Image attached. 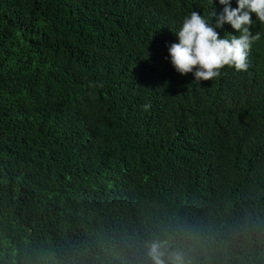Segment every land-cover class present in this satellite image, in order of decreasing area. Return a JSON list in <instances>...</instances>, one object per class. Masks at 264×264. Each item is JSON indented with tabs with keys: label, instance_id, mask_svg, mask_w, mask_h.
I'll return each mask as SVG.
<instances>
[{
	"label": "trees",
	"instance_id": "obj_1",
	"mask_svg": "<svg viewBox=\"0 0 264 264\" xmlns=\"http://www.w3.org/2000/svg\"><path fill=\"white\" fill-rule=\"evenodd\" d=\"M211 5L0 0V264H264V24L247 71L168 53Z\"/></svg>",
	"mask_w": 264,
	"mask_h": 264
},
{
	"label": "clouds",
	"instance_id": "obj_2",
	"mask_svg": "<svg viewBox=\"0 0 264 264\" xmlns=\"http://www.w3.org/2000/svg\"><path fill=\"white\" fill-rule=\"evenodd\" d=\"M219 4L223 5V10L217 15L211 11L212 0L208 19L192 10L185 15L180 30L174 32L178 42L168 48L173 68L181 75L194 73V81H212L220 77L226 66L236 72L247 71L249 53L259 39L258 33L250 31L255 27L252 15H255V21L264 24V0H236L235 8L231 6V0H219ZM213 16L216 17L214 25L210 23ZM225 24H229L238 35L226 32L221 38L216 29ZM160 249L161 245L156 242L150 246L149 255L154 264H165ZM175 259L179 262L178 254Z\"/></svg>",
	"mask_w": 264,
	"mask_h": 264
}]
</instances>
